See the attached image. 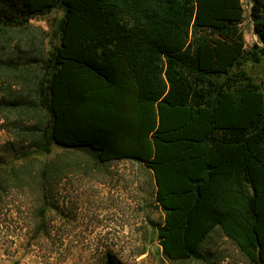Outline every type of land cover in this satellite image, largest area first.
I'll return each instance as SVG.
<instances>
[{"label":"trees","instance_id":"trees-1","mask_svg":"<svg viewBox=\"0 0 264 264\" xmlns=\"http://www.w3.org/2000/svg\"><path fill=\"white\" fill-rule=\"evenodd\" d=\"M250 2L264 44V0ZM243 16L241 0H0V115L26 154L140 163L166 258L207 259L218 228L264 264V92L242 68L264 47L245 48Z\"/></svg>","mask_w":264,"mask_h":264},{"label":"rangeland","instance_id":"rangeland-1","mask_svg":"<svg viewBox=\"0 0 264 264\" xmlns=\"http://www.w3.org/2000/svg\"><path fill=\"white\" fill-rule=\"evenodd\" d=\"M241 2L245 48L264 47L253 30L250 0ZM61 14L53 9L30 24L50 32ZM242 68L264 92V55ZM30 149L0 115V264H105L108 254L116 264H247L218 228L200 248L207 259L166 258L150 223H160L163 213L140 163L98 164L56 144L47 153L26 154Z\"/></svg>","mask_w":264,"mask_h":264}]
</instances>
